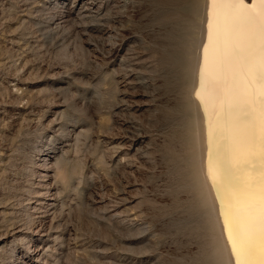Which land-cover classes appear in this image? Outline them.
Returning <instances> with one entry per match:
<instances>
[{"label": "rangeland", "instance_id": "374dc122", "mask_svg": "<svg viewBox=\"0 0 264 264\" xmlns=\"http://www.w3.org/2000/svg\"><path fill=\"white\" fill-rule=\"evenodd\" d=\"M93 1L0 0V264H219L199 0Z\"/></svg>", "mask_w": 264, "mask_h": 264}, {"label": "bare ground", "instance_id": "6f19581e", "mask_svg": "<svg viewBox=\"0 0 264 264\" xmlns=\"http://www.w3.org/2000/svg\"><path fill=\"white\" fill-rule=\"evenodd\" d=\"M74 1L69 15L92 18L87 24L95 26L107 19L93 0ZM198 4L192 10H200L201 18L191 29L199 35L200 54L189 57V65L197 68L194 101L203 131L205 182L226 239L217 257L219 264H264V0ZM113 34L109 27L100 32L116 39Z\"/></svg>", "mask_w": 264, "mask_h": 264}]
</instances>
